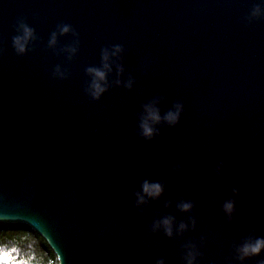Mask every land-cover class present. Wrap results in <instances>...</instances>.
Masks as SVG:
<instances>
[{
    "label": "water",
    "instance_id": "95a60500",
    "mask_svg": "<svg viewBox=\"0 0 264 264\" xmlns=\"http://www.w3.org/2000/svg\"><path fill=\"white\" fill-rule=\"evenodd\" d=\"M116 45L92 99L86 70ZM153 101L161 117L183 107L146 139ZM145 180L163 191L138 208ZM165 216L171 238L151 231ZM0 223L36 231L59 264H184L189 246L195 264H264L237 253L264 237V0H0Z\"/></svg>",
    "mask_w": 264,
    "mask_h": 264
},
{
    "label": "clouds",
    "instance_id": "9594fccd",
    "mask_svg": "<svg viewBox=\"0 0 264 264\" xmlns=\"http://www.w3.org/2000/svg\"><path fill=\"white\" fill-rule=\"evenodd\" d=\"M261 15V9L259 7L254 8L251 12V16L256 17ZM19 33L12 39V46L18 55L24 54L27 45L30 40L34 38L33 30L24 24L19 23L18 26ZM60 34H66L70 31L69 25L60 26ZM49 46H53L56 43V34L53 33L49 39ZM75 48L69 49V53H74ZM121 52L119 45H116L109 52L107 49L102 51L101 60L102 68L90 67L86 71L91 76V82L88 86L87 92L92 97V99H98L106 90V73L110 71V58L117 57ZM119 71V69H118ZM59 68H57V75H60ZM119 83V81H117ZM131 86L130 82L127 85ZM156 101L149 102L143 105V112L140 117V134L146 138L150 139L155 133V125L159 124L162 120L169 126H173L179 120L182 104L177 103L174 105L173 109L169 110L161 117L159 109L156 107ZM223 167V162L218 166L217 173H219L220 168ZM163 191V186L159 182H149L145 180L140 187V191L135 193L136 206L139 208L144 205L149 199H157ZM235 191V190H234ZM177 207L182 212H188L192 208L191 202L182 201ZM223 212L229 218L234 211V201L227 200L224 202ZM187 228V225L181 223L176 227L177 232H182ZM163 231L165 236L171 238L173 236V218L172 217H162L156 220L151 225V231ZM262 251H264V237H257L255 239H248L244 241L238 248L237 253L241 261L248 257L258 256ZM197 252L194 247H187L184 255V264H195ZM156 264H165L163 259L156 261Z\"/></svg>",
    "mask_w": 264,
    "mask_h": 264
},
{
    "label": "trees",
    "instance_id": "16d2710c",
    "mask_svg": "<svg viewBox=\"0 0 264 264\" xmlns=\"http://www.w3.org/2000/svg\"><path fill=\"white\" fill-rule=\"evenodd\" d=\"M0 264H59L48 243L24 224L0 223Z\"/></svg>",
    "mask_w": 264,
    "mask_h": 264
}]
</instances>
